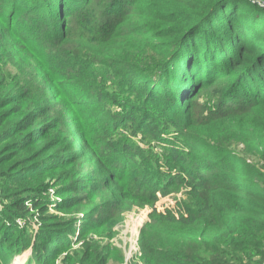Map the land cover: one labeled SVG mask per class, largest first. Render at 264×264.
<instances>
[{
  "label": "trees",
  "instance_id": "obj_1",
  "mask_svg": "<svg viewBox=\"0 0 264 264\" xmlns=\"http://www.w3.org/2000/svg\"><path fill=\"white\" fill-rule=\"evenodd\" d=\"M11 1L7 5L0 0V49L6 36L36 63L44 52L11 30L15 20L4 15L2 5L18 12L20 0ZM27 3L48 10L45 23L57 25L49 31V43L61 58L95 56L117 67L118 76L102 79V88L96 89L59 74L52 95L30 107L14 96L0 95V151L10 152L0 160L1 262L8 264L30 246L26 230L17 225L19 219L30 225L34 217L43 227L53 225L37 234L42 243L31 244L38 262L52 243L76 235L72 223L49 214L51 202L41 198L48 184L40 174L56 164L58 168L49 172L68 168L58 197L82 190L78 197L59 199L55 209L60 212L75 206L76 200L86 201L93 210L100 208L92 198L112 193L116 200L107 211L115 214L122 207H154L149 194L166 196L189 189L178 211L152 212L142 239L141 264H264V0ZM5 81L0 68V90ZM109 89L116 97L102 94ZM105 101L122 109L113 114ZM103 120L107 135L100 127ZM93 129L99 134L95 140L90 138ZM122 130L155 141L178 135L177 143H165L163 182L149 168L158 163L149 149ZM110 131L116 138L108 137ZM233 139L245 147L248 159L230 151ZM39 140L45 144L37 148ZM70 143L79 149L67 154L72 156L38 163L42 153ZM30 147L33 156L16 161ZM84 244L85 260L91 262L82 264H108L106 248ZM60 247L51 248L45 264L62 252Z\"/></svg>",
  "mask_w": 264,
  "mask_h": 264
},
{
  "label": "rangeland",
  "instance_id": "obj_2",
  "mask_svg": "<svg viewBox=\"0 0 264 264\" xmlns=\"http://www.w3.org/2000/svg\"><path fill=\"white\" fill-rule=\"evenodd\" d=\"M4 2H7V5H12L13 3L11 0H4ZM27 2H29V0H24V2L20 0V3L17 5L18 12L15 11L16 9L12 10L11 7L7 9V6L2 5V8L5 9L4 15L11 17L12 20H15L11 30L16 29V31H14L16 34L22 33L24 37H27L30 40L28 43L31 46L39 52H44L43 57L39 59L35 54L38 60L35 61L36 63H33L30 56L26 55V53H22L21 50H18V47L14 45L12 41H8L5 36L4 40L6 42L4 47L0 49V68H2L6 79L3 89L0 90V95L2 97H7V95L14 96L17 98L16 102L20 101L21 103L22 101L23 107H26L27 105L30 107V105L34 103H44L45 100L52 95L54 92L52 86L57 85L56 77L59 74L75 79L76 82H79L81 85L89 86L90 84H93L96 89L102 88L98 86L102 79H107V77L111 75H115L117 78V67H112V65L98 62L96 59H93V57L96 58L95 56L89 55L92 57L91 60L86 58L84 55L85 53L82 54V57L70 56L67 59L61 58L58 53L51 49V45L49 43V31H52L53 27L56 28L55 26L57 25L53 26L51 21L45 23L43 16L48 14V10L43 6H31ZM1 33L2 29L0 27V34ZM10 58H13V60ZM54 89L59 88L55 86ZM102 94L106 95V98H108L111 96L116 97L114 94L117 93L114 89H109L108 94ZM105 105L107 107L112 105L108 108L113 114L118 113V111L122 109L117 103L114 105L113 103L105 101ZM37 108L38 107H34L33 109L36 110ZM53 116L54 114H50V119H53ZM38 124L39 122L37 125ZM105 124L106 123L103 120L100 127L102 128V131H104V135H107L109 128ZM161 128H163L161 129L162 131L165 130V127ZM93 130L94 133L90 136V138L95 140L99 138V134L96 129ZM122 133L124 135L129 134L126 130H122ZM113 134L114 133L110 131L108 137L110 139L116 138ZM128 136L131 138L132 142L142 144L143 147L149 149L151 158L156 159L155 161L158 162L157 164H153L151 162L153 165H150L149 168L152 170V173L160 179V182H163L167 173V167L165 166L166 163L162 160H165V156L167 154L165 143L167 140H173V142L177 143L178 141L176 138L178 135H163L161 139L165 142L161 140L155 141L153 138L148 140L144 139V134L140 132H137L135 137L132 135ZM159 136H161V134ZM173 136H175V140ZM31 140V142H37V139ZM44 142L45 141L39 140L37 148L39 145H44ZM79 145H81V142H79L77 146ZM230 146V151L233 154L243 159L247 158L245 147L240 144L238 140L233 139ZM37 148L34 149V152ZM76 148V145H73V143L68 144L64 148L60 146L53 151H46L42 153L37 161L40 164H48L57 159H62L67 154L79 151V149ZM1 152L2 155H0V160L4 158L5 154L10 153H4L5 150L0 151V153ZM32 152L33 147L21 151L20 154L18 152L19 155L16 161L30 158L33 156ZM248 162H250V160H248ZM47 167H49V165H47L46 168ZM53 168H58V165L53 164V167L40 174L41 181L48 184L47 191L41 198L45 197L50 200L49 214L60 217L64 220V222L72 223V230L76 235L71 236L69 234L65 241H62L61 244L59 242L52 243L48 248L49 253H47L46 256H42L41 261L38 262L33 260L34 249L32 246L36 241L42 243V241L36 240L37 234L42 230H47V228L53 225L43 227L44 224L34 217L32 218L30 225L29 222L26 223L23 219H19L17 221V225L22 231L26 230L25 232L27 233L26 236L28 237L30 246L28 245V249L25 252L13 255L8 264H32L30 263L32 261L33 264H45V259L49 257V254H51V248L58 245H61L60 248H62V252L56 254L55 257H52L50 263L48 264H82V261L90 263L91 261L85 260L84 257L85 242H91L92 244L99 245L100 248H106V255L109 258L108 264H141L144 261L142 239L144 241L146 225L150 222L152 212L155 209L159 212H165L166 210L178 211V209L184 206V201L187 200V194L190 192L189 189L183 188L178 193L172 192L166 196H164L162 192H157L155 196L149 194V197L153 200V202H155L154 207L146 205L145 207H133L132 210H129L128 207H122V209H119V213L115 214L112 213L111 210L107 211L108 204L110 205L114 202V200H116V196L114 194L108 193L103 197L97 195L92 198L95 202L99 203L100 208H95L93 210V206L91 204H87L86 201L76 200V202H74L75 206L68 207L65 211L60 212L55 209L57 207L56 203L58 200L62 198H69L72 195L78 197L80 196L82 190L77 191V193L76 191H72L73 193H68L64 197H58L61 192H63L61 186H63V183L67 182L68 177H65L63 172L66 173L68 168H64L60 171L61 173L59 172L60 174H53L49 172ZM11 169L12 167L10 166L5 168L8 175L12 172ZM185 176L186 179H188L187 175ZM62 178H64L63 182L59 183ZM2 181H4V179L3 177H0V182ZM39 197L40 196H38V198ZM105 210L107 211L105 214H100ZM32 213L38 214L34 211H32ZM93 221H95L94 225ZM0 264L5 263L0 260Z\"/></svg>",
  "mask_w": 264,
  "mask_h": 264
}]
</instances>
